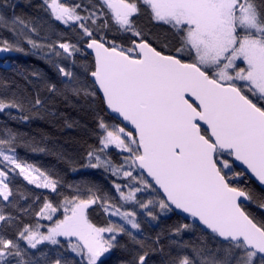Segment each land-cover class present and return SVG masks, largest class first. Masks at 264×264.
Listing matches in <instances>:
<instances>
[{
    "label": "snow or ice",
    "instance_id": "obj_1",
    "mask_svg": "<svg viewBox=\"0 0 264 264\" xmlns=\"http://www.w3.org/2000/svg\"><path fill=\"white\" fill-rule=\"evenodd\" d=\"M0 54V264H264V0H0Z\"/></svg>",
    "mask_w": 264,
    "mask_h": 264
},
{
    "label": "trees",
    "instance_id": "obj_2",
    "mask_svg": "<svg viewBox=\"0 0 264 264\" xmlns=\"http://www.w3.org/2000/svg\"><path fill=\"white\" fill-rule=\"evenodd\" d=\"M10 59H16L18 63H23V64H31L33 62V58L31 57H19V54H14ZM7 71V69L4 67V60H0V75L4 74ZM75 115V114H74ZM81 119H87L85 116H81ZM35 127H44L43 125H34ZM52 132V135L54 137H58L61 142L68 140L70 137L77 135L76 132H73L71 130H66L63 132H57L55 130H50ZM67 147L71 148L72 145L68 144L66 145ZM35 159H42L45 162H51L48 158L46 157H35Z\"/></svg>",
    "mask_w": 264,
    "mask_h": 264
},
{
    "label": "water",
    "instance_id": "obj_3",
    "mask_svg": "<svg viewBox=\"0 0 264 264\" xmlns=\"http://www.w3.org/2000/svg\"><path fill=\"white\" fill-rule=\"evenodd\" d=\"M7 56V54H0V60H4V58Z\"/></svg>",
    "mask_w": 264,
    "mask_h": 264
}]
</instances>
